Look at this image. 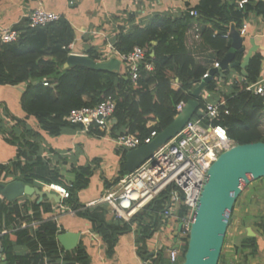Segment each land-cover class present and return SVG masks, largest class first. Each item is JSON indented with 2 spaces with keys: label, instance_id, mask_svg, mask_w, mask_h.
I'll use <instances>...</instances> for the list:
<instances>
[{
  "label": "trees",
  "instance_id": "16d2710c",
  "mask_svg": "<svg viewBox=\"0 0 264 264\" xmlns=\"http://www.w3.org/2000/svg\"><path fill=\"white\" fill-rule=\"evenodd\" d=\"M238 1L202 0L198 5H187L178 17L155 14L146 24L132 26L127 32L120 27L114 43L117 52L127 53L135 46L145 51L134 80L131 79L129 66L125 63L123 72L96 70L81 65L64 68L73 32L61 15L58 20L44 26H26L17 41L0 42V84L25 83V89L20 96L22 110L27 115H33L38 124L53 135H58L63 129L83 128L64 119L70 110L81 106H94L110 97L115 101L112 115L115 121L111 122L110 136L115 138L119 134H135L140 138L142 146L144 138L152 131L158 134L173 121L178 114L176 105L180 102L197 100L199 107L195 115L199 113L198 109L200 111L204 106L202 96H194L192 90L201 82L203 74L209 71L211 66L205 61L197 60L187 48V33L193 31L195 39L214 54L216 63L230 47L231 25L239 30L249 13L264 19V0H247L242 7L238 6ZM190 9L196 10L198 15H191ZM87 55L95 60H106L92 49ZM242 55L243 53H237L235 60H240ZM146 64H152V68L147 69ZM260 65L261 55L253 53L245 68V74L241 72L240 67H235L239 77L233 80V90L228 95H222L218 101L222 103L221 112L213 123L223 125L227 136L234 143L264 142L262 98L246 90L247 84L258 80ZM227 72L225 71V74ZM218 78L219 76L214 74L203 89L207 92L216 91ZM43 80H46L47 85L43 84ZM19 125L21 121H15L14 126ZM87 133L102 137L106 131L97 123H91ZM22 134L34 136L29 130H23ZM6 140L18 138L10 133ZM26 144L28 148L23 147L18 152L25 160L24 163L0 165V180L12 176V179H19L39 188L50 184L65 186L68 197L63 199V204L74 210L83 208L77 211V214L85 217L94 231L103 233L108 251H111L117 242V235L128 232L132 223L137 220L141 242L137 253L141 259L151 260V264H175L170 262L164 249L151 254L146 246V240L151 238L159 227L169 198V188L129 221L120 219L110 225L96 213V209L87 208L78 200V192L90 182L94 168L99 162L97 158L85 165H73V179L66 182L58 167H50L46 174L40 173L39 168L43 167L44 163L37 152L39 146L32 140ZM121 151V174L112 182L103 178L107 187L116 184L123 175V163L128 150ZM256 183L264 187V177L257 179ZM180 196L182 198L183 194L180 193ZM51 210L52 204L47 198L39 203L27 196L14 201L0 200V228L13 229L0 237L1 256L6 264H44L45 259L47 264H59L61 250L58 249L55 239L58 226L54 220L42 218L44 213ZM185 211L186 207L179 205L178 217H182ZM145 217L149 220H145ZM33 220H39L35 231H30L28 226L21 227L22 222L29 223ZM253 224L264 238V213L258 215V220ZM187 238L188 235L179 238V260L183 258ZM225 240L226 235L223 245ZM238 248L241 251L248 250L249 255H255L258 251L256 236H244ZM21 249L25 251H18ZM86 258L85 248L78 245L72 251H64L62 259L64 264H85ZM218 264H225L222 251Z\"/></svg>",
  "mask_w": 264,
  "mask_h": 264
},
{
  "label": "crops",
  "instance_id": "0c3cea01",
  "mask_svg": "<svg viewBox=\"0 0 264 264\" xmlns=\"http://www.w3.org/2000/svg\"><path fill=\"white\" fill-rule=\"evenodd\" d=\"M201 2L202 0H0V32L7 28L23 31L27 26V15L33 9L42 7L58 13L68 22L73 32V39L68 45L69 53L88 54V51L92 49L101 54L103 58L109 59L114 57L111 52L114 49L117 30L120 27L124 29V32H127L132 26L146 24L155 14L178 17L185 11L187 5L195 6ZM243 24H245L243 45L248 49L251 46L250 39L257 45V50L253 52L261 55L260 73L257 81H264V19L259 15L249 13ZM192 32L190 30L186 35L187 48L197 60L209 63L211 67L208 69H212L215 63L214 54L203 43L195 39ZM124 68L125 64L121 62L120 71L123 72ZM216 75L219 76L217 90L207 92L202 89L200 95H203L204 101L218 103L222 95L232 92L233 80L239 77L238 71L235 69H229L225 77H221L218 73ZM225 78L226 80H224ZM25 86V83L0 84V165L9 166L13 162L23 164L25 160L21 155L19 156L18 152L23 147L24 149L28 148L26 143L29 140L36 141L39 146L37 152L44 163V166L39 168L40 173L46 174L50 167H58L66 182L73 179L71 172L73 165H85L97 158L99 162L94 168L90 182L86 188L78 192V200L85 207L96 209V213L110 225L120 220L112 212L109 203L102 199L108 192L116 189V184L105 186L103 178L112 182L120 176L122 148L116 145L109 132H106L102 137L90 135L87 130L80 127L73 130L63 129L58 135L47 132L38 124L33 115H27L21 108L20 96ZM15 121H21V125L14 126ZM111 121L115 120L112 118ZM23 130H29L34 136L22 134ZM10 133L19 141L6 140ZM5 179H12V176ZM251 187L255 189L252 192V189L245 191L238 198L229 227L235 220L236 222L239 220L240 213L246 209L249 201H253L257 195L264 192V187L256 182ZM262 189L263 191H261ZM29 198L36 199L37 202L36 197ZM49 201L52 204V210L49 213H44L42 218L54 220L58 226L57 233L64 231L79 233L76 247L81 245L85 248L87 253L85 264H144L145 262L151 264V260H143L137 253V249L141 245L137 220L132 223L128 232L117 235V242L112 250L108 251L103 233L94 231L91 223L85 217L77 214V211L83 208L74 210L63 204V199L60 202L51 199ZM30 214L32 213L30 212ZM144 219L149 220L147 217ZM32 222L37 223L30 225ZM179 223L178 215L177 219L175 215L166 219L160 218L157 231L146 240L147 249L151 254L164 249L167 255L166 250L169 247L176 243L179 244L181 237ZM252 223L251 225L243 224L244 235L256 236L257 253L251 256L248 254V250L241 251L237 243L234 245L235 250L237 251L238 248V254L244 257L242 264H264V238L255 231ZM38 224L39 220H33L29 223L22 222L21 226H28L33 232ZM234 230H237V223ZM230 238V242L233 244L234 237ZM55 239L58 249L63 255L66 250L58 242L56 236ZM18 251L24 252L25 250ZM223 256L225 264H232L229 250L223 252ZM59 264H64V260L59 259Z\"/></svg>",
  "mask_w": 264,
  "mask_h": 264
},
{
  "label": "built area",
  "instance_id": "2783aa9c",
  "mask_svg": "<svg viewBox=\"0 0 264 264\" xmlns=\"http://www.w3.org/2000/svg\"><path fill=\"white\" fill-rule=\"evenodd\" d=\"M246 1L239 0L238 6L242 7ZM189 13L195 16L198 15L194 9H190ZM59 17L60 15L56 12L37 7L27 15V26L30 28L44 26L58 20ZM239 31L243 36L245 24L242 25ZM19 34L20 32L14 29H3L0 32V42H15L19 39ZM111 53L120 62L129 66L131 79H136L138 66L145 56L144 49L135 46L127 53H119L115 49ZM217 66L218 62L214 63V67ZM146 68L151 69L152 64H146ZM207 77H209V71H206L202 76V78ZM43 84L47 85L46 80H43ZM246 90L260 96L264 107V81L249 83L246 86ZM184 105L185 102H180L176 105L178 113ZM221 105V102L205 101L199 113L194 114L187 120L177 134L158 147L152 156L134 171L126 176H121L115 185L116 189L108 192L102 199V201L109 203L112 212L117 218L129 221L169 188V198L161 217L166 219L175 215L177 219V209L179 205H184L186 211L182 217H178L182 224L179 234L181 236L188 235L207 169L222 151L234 145V141L227 136L225 127L221 124L213 123L220 116ZM114 110L115 101L108 97L94 106L74 108L70 110L64 119L71 124L81 125L84 130H87L91 123H97L102 129L109 132ZM156 135L157 132L152 131L148 137L144 138L143 144L150 143ZM113 139L116 145L122 149L130 150L141 145L140 138L135 134H119ZM48 187L59 194L61 199L68 197V191L65 186L50 184ZM180 193L183 194L182 198ZM1 199L3 198L0 197ZM36 223L32 222L30 225ZM11 230L13 229L0 228V237ZM180 244L181 241L179 240V244L176 243V245L166 250L167 257L171 263L180 264L182 261L179 260L181 255ZM0 258L2 262L3 257L1 255ZM62 258L63 255L60 251V260ZM44 263L47 264L46 259Z\"/></svg>",
  "mask_w": 264,
  "mask_h": 264
},
{
  "label": "water",
  "instance_id": "95a60500",
  "mask_svg": "<svg viewBox=\"0 0 264 264\" xmlns=\"http://www.w3.org/2000/svg\"><path fill=\"white\" fill-rule=\"evenodd\" d=\"M231 43L228 51L218 62L217 67L209 70V77L203 78L192 94L200 95L211 77L218 73L225 77V71L240 67L245 68L257 45L250 39L251 46L246 49L240 31L231 25L229 30ZM237 53H243L241 60H235ZM81 65L96 70L120 71L121 62L116 57L106 60H95L87 54L69 53L64 68ZM199 107V102L191 99L185 103L173 121L159 132L148 144L133 148L125 153L123 175L134 171L154 151L177 134L187 120ZM264 177V142L234 143L229 149L222 151L210 164L200 191L194 215L189 226L187 245L180 264H218L224 238L229 225L236 199L253 181ZM36 197L37 202L44 198L60 202V195L54 191L24 183L19 179L0 180V197L14 201L19 197ZM179 223V230L181 229ZM79 233L64 231L56 235L58 242L66 251L77 245ZM176 240V238H175ZM2 250L0 251L1 255ZM1 264H6L2 260Z\"/></svg>",
  "mask_w": 264,
  "mask_h": 264
},
{
  "label": "rangeland",
  "instance_id": "374dc122",
  "mask_svg": "<svg viewBox=\"0 0 264 264\" xmlns=\"http://www.w3.org/2000/svg\"><path fill=\"white\" fill-rule=\"evenodd\" d=\"M255 182H256V180L251 182L242 191V193H244L245 191H250L251 189H252L251 190V192H252L255 188H253L251 186ZM43 189L48 190L49 187L45 186V187H43ZM261 191H263V189ZM237 202L238 201H236L235 206H236ZM261 213H264V192H263V194L261 193V195L260 194L257 195L253 201L250 200L249 204L246 207V209L240 213L241 217L243 216L244 219H243V217L241 218L240 215H239V220L237 222H236V220L234 221L235 225L237 223V230L236 231L234 230V226H235L234 223L230 227L228 226L229 228L226 231L225 244L222 246V250L221 251H222V254H223V252L225 253L226 251L229 250V254H230V257H231L230 259H232V264L233 263L242 264V261L244 259V257L242 255L238 254V251L235 250V246H234L236 243L239 245L240 242H241V239L245 236L244 235V225L243 224L246 223L248 225H251L252 222L254 223L256 220H258V216L257 215H259ZM253 218H255V219L253 220ZM252 226L254 227L255 231L258 233V230L254 226V224ZM230 237H232V238L234 237L233 244L230 242V239H231ZM234 251H235V253H234ZM237 260H238V262H237Z\"/></svg>",
  "mask_w": 264,
  "mask_h": 264
}]
</instances>
